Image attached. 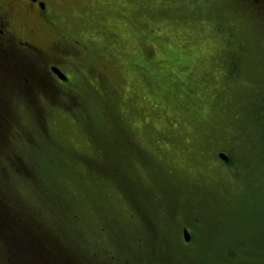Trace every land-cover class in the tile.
I'll return each mask as SVG.
<instances>
[{
    "label": "rangeland",
    "instance_id": "rangeland-1",
    "mask_svg": "<svg viewBox=\"0 0 264 264\" xmlns=\"http://www.w3.org/2000/svg\"><path fill=\"white\" fill-rule=\"evenodd\" d=\"M50 1L58 2L51 5L59 24L35 42L67 45L53 62L65 67V88L77 97L67 99L61 131L42 126L48 140L9 136L23 152L16 164L27 168H14L11 155L1 159L8 209L28 212L31 223L41 214L62 239L106 264H147L161 233L171 239L163 245L179 244L170 226L182 217L194 241L206 245L227 247L217 242L231 239L233 224L257 226L264 211H252L245 197L262 199L264 179L254 191L244 183L250 167L241 157L251 146L249 114L239 102L255 101L245 73L264 92V0ZM27 20L24 33L33 41L36 20ZM240 49L244 72L236 77L228 66ZM0 257H7L3 250Z\"/></svg>",
    "mask_w": 264,
    "mask_h": 264
},
{
    "label": "trees",
    "instance_id": "trees-1",
    "mask_svg": "<svg viewBox=\"0 0 264 264\" xmlns=\"http://www.w3.org/2000/svg\"><path fill=\"white\" fill-rule=\"evenodd\" d=\"M241 52L242 49L238 54L233 50L231 54L236 56H232L229 61L230 73L236 77H241L244 72L243 68L238 65ZM246 74L243 75V80L254 91L255 101L254 103L250 102L248 98L246 101L239 102V106H242L245 113L249 114L244 125V132L249 140L248 144L251 146V150L245 151L249 154V157H241V162L244 166L249 165L250 167L248 169L250 170L248 180L245 179L244 183L250 185L248 188L250 191L251 189L254 191L259 186L255 181L264 179V171L258 173L259 166L264 170V92L259 94L256 84L250 81ZM0 140H3L0 141V144L4 142V139ZM3 167L1 166V168ZM233 173L236 177H241L236 167ZM3 195L4 192L0 184V250L6 253L7 257L1 258L7 264H31L26 259L27 255L33 258H45L48 261V263L40 262L41 264H54L57 261L61 264H83L75 263L73 253L69 248L61 246L62 244H57L53 251V248L45 240L46 237L43 235L41 224L34 221L33 224L25 218L19 220L16 217L18 211H15L13 207L14 211L8 209L3 201ZM260 197L253 193L245 197L247 204L250 203V199L253 200L252 211H264V196L262 199ZM196 208L200 210L202 207L196 205ZM238 210L240 208L237 207ZM30 217L29 215L28 218L30 219ZM253 221L257 223V226L245 225L243 227L242 223L233 224L231 239L226 240V243L229 242L227 247L215 246L214 244L211 246L210 243L204 245V242L200 243L196 240L194 247L195 254H198L196 258L194 253L184 250L181 245L180 247L178 244L163 245L162 243L167 242L170 238L161 233L162 235L156 240L158 246L154 248L152 258L148 259L147 264H196L202 253V258L207 259L204 264H264V218L259 217V220L255 218ZM228 235H230V232H228ZM131 264H133V261H131Z\"/></svg>",
    "mask_w": 264,
    "mask_h": 264
},
{
    "label": "flooded vegetation",
    "instance_id": "flooded-vegetation-1",
    "mask_svg": "<svg viewBox=\"0 0 264 264\" xmlns=\"http://www.w3.org/2000/svg\"><path fill=\"white\" fill-rule=\"evenodd\" d=\"M57 3L50 0H0V133L3 132L1 119L14 117L16 101L39 102L59 80L51 71L56 66L50 65L52 47L48 44L44 48L35 42L42 41L48 34L47 27L59 24L53 18L56 9L51 5L57 6ZM27 16L36 20L30 28L33 41L26 40L24 33V28L30 26Z\"/></svg>",
    "mask_w": 264,
    "mask_h": 264
},
{
    "label": "water",
    "instance_id": "water-1",
    "mask_svg": "<svg viewBox=\"0 0 264 264\" xmlns=\"http://www.w3.org/2000/svg\"><path fill=\"white\" fill-rule=\"evenodd\" d=\"M221 157H222L223 159H226V157H225L224 155H221ZM185 232H186V231H185ZM185 235H186V239H189V235H188L187 232L185 233Z\"/></svg>",
    "mask_w": 264,
    "mask_h": 264
}]
</instances>
